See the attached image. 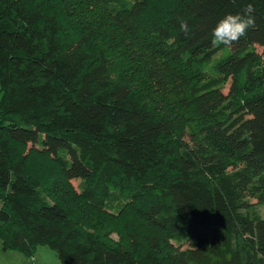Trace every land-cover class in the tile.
<instances>
[{"label":"trees","instance_id":"trees-1","mask_svg":"<svg viewBox=\"0 0 264 264\" xmlns=\"http://www.w3.org/2000/svg\"><path fill=\"white\" fill-rule=\"evenodd\" d=\"M0 93L4 249L264 264V0H0Z\"/></svg>","mask_w":264,"mask_h":264},{"label":"clouds","instance_id":"clouds-1","mask_svg":"<svg viewBox=\"0 0 264 264\" xmlns=\"http://www.w3.org/2000/svg\"><path fill=\"white\" fill-rule=\"evenodd\" d=\"M255 8L248 4L242 13L228 14L223 17L212 30L213 45L231 46L247 35L249 29L255 27ZM181 31L186 35L189 33L186 21L180 22Z\"/></svg>","mask_w":264,"mask_h":264},{"label":"rangeland","instance_id":"rangeland-1","mask_svg":"<svg viewBox=\"0 0 264 264\" xmlns=\"http://www.w3.org/2000/svg\"><path fill=\"white\" fill-rule=\"evenodd\" d=\"M256 49L261 51L259 45H256ZM230 87L231 82L228 80L223 87L224 96L227 95ZM70 181L74 186L78 183L77 178H71ZM0 264H59V257L57 251L46 244H38L31 255H26L16 249H4L0 239Z\"/></svg>","mask_w":264,"mask_h":264}]
</instances>
